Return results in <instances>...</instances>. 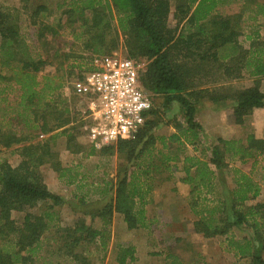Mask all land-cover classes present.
<instances>
[{"label": "trees", "instance_id": "16d2710c", "mask_svg": "<svg viewBox=\"0 0 264 264\" xmlns=\"http://www.w3.org/2000/svg\"><path fill=\"white\" fill-rule=\"evenodd\" d=\"M227 1L175 0V27L170 26V0H67L59 6L64 21L60 18L57 26L44 21L48 11L44 5L32 9L28 0H22L20 10L0 6V94L12 86L20 93L19 105L24 109L19 117L25 124L20 133L8 125H5L7 128L0 126V154L14 148L20 157L15 166L0 157V264H36L43 237L54 228L58 235L56 252L71 259L73 264H92L78 249L83 244H93L106 250L114 213L124 216L129 230L149 227L146 206L151 201L153 173L170 167L167 165L172 159L165 155L157 159L156 143L161 142L164 148L168 140L183 145L185 137L195 145L203 130L196 121L199 100L207 99L223 106L233 104L227 115L236 125H243L256 109L264 107V92L260 89L264 79V37L254 32L248 37L249 48H244L239 41L243 14L249 11L251 20L264 19V4L243 0L242 12L225 15L220 9L229 4ZM21 12H30V24L38 28L41 40H46V33L56 37L58 29L66 24L81 23V32H74L73 36L93 58L111 55L122 37L126 58L148 62L145 72L140 73V80L153 97V108L143 128L135 139L119 140L98 150L93 147L89 152L90 156L117 155L131 165L130 169L122 170L123 177L116 184L111 180L94 186V194L103 202L90 215L92 222L96 218L100 220V229L86 225L82 219L73 227L58 225L57 208L64 204V199L48 189L41 168L48 164L59 179H67V185L76 183L77 176L71 175V167L62 165L52 142L57 135H62L67 138L68 151L82 152V147L76 144L81 126L71 122L67 107L64 112L56 108L52 113L45 112L57 100L54 96L64 83L58 73L38 80V74L49 62L39 56L35 58L22 37ZM245 76L254 79V85L234 88L232 82ZM197 82H203L204 86L197 88ZM160 99L167 109L177 104L184 110V126L176 127L179 132L166 139L152 134L158 121L148 120ZM40 136L48 137L34 142ZM210 151L209 160L198 156L184 158L185 176L181 181L190 187L189 206L196 218L194 231L207 239L226 236V251L240 259H251L252 264H264L261 255L264 196L246 206L260 197V186L250 174L235 168L233 190L225 193V199L214 197L216 170L221 173L228 168L225 156L230 154L242 163L256 162L264 156V138L259 139L252 133L244 140L218 138ZM15 212L25 213L21 224L13 219ZM235 226L248 228L251 238L237 239L231 232ZM167 258L170 264H184L174 254ZM136 260L133 246L118 248L117 264Z\"/></svg>", "mask_w": 264, "mask_h": 264}, {"label": "rangeland", "instance_id": "374dc122", "mask_svg": "<svg viewBox=\"0 0 264 264\" xmlns=\"http://www.w3.org/2000/svg\"><path fill=\"white\" fill-rule=\"evenodd\" d=\"M65 1L67 0H28V5L32 9L38 5L46 6L48 11L44 15L46 16L44 21L47 24L57 26L60 18H63L64 21V17H61L62 9L59 6H63ZM170 1L172 4L170 26L175 27L176 22L173 20L175 0ZM228 2V5L220 9L222 14L230 15L242 12L243 0H228ZM257 2L264 4V0H257ZM0 6L12 11L15 9L20 10L23 2L22 0H0ZM29 16L30 12H21V35L35 58L39 56L49 62L38 74V80L42 81L43 77L48 75L57 76L58 73L59 76H62V82L64 83L62 90L54 96L57 100L52 103V106H47L45 112L52 113L54 108L58 109V112H64L65 107H67L70 111L71 122L76 126H81L80 134L77 137L78 143L76 142V144L82 147V152L80 150V153H72L66 150L67 138L65 136L57 135L52 142V147L58 153L62 165L67 168L71 167V175L77 176L76 183L67 185V179H59L58 175L48 164L41 169L48 189L54 194H60L64 199V204L57 208L60 218L58 225L62 228L73 227L79 219H82L86 225L92 224L93 227L100 229V220L96 218L92 222L90 215L103 202L98 195L94 194V186L111 180L113 184H116L117 180L123 177L122 170L131 168L130 163L117 155L110 157L99 154L89 155L93 147H91V142L85 130L87 101L80 86L83 84L84 76L89 71V68H95L101 58H93L88 52H84L80 41L75 40L73 34L74 32H78V34L81 32L79 28L81 23L74 26L66 24L58 29L56 37L52 38L49 33H46V40H41L38 36V28L30 24ZM250 16L249 11L245 12L241 22L242 35L239 41L244 48H249L250 41L248 37L253 36L254 32H258L260 36L264 37V19L259 18L258 21H254L250 19ZM123 44L124 40L120 37L119 46L111 55L116 54L121 57H127L126 50L122 47ZM137 61L143 64V70L141 71L143 74L148 62L142 59ZM232 85L236 89L248 88L254 85V79L245 76L233 81ZM202 86H204L203 82L202 84L197 82V88ZM260 89L264 92V79L260 82ZM6 90L4 94H0V126L7 128L5 125H8L9 128L20 133L21 129L25 127L22 118L19 117L24 109V107L22 108L19 105L18 97L20 93L13 86ZM229 104L231 105L230 109H232L233 104L230 102L225 104V106ZM196 108V121L201 124L203 130L199 133L198 139H195V145L187 142L185 137L183 145L168 140L166 141L167 147L164 148L161 142L156 143L154 156L160 159L165 155V157L172 159L167 165L170 167L162 168V172L158 174L154 172L152 176L154 178L151 182V197L159 202L155 204V201H152L146 206L148 220H154L153 223H149L152 229L139 228L123 234L121 231L123 229L121 220L117 222V225L113 224V221L122 215L114 213L112 224L109 227L110 238L107 249L103 251L98 245L93 244H88L87 246L83 244L78 249L79 252L88 256V260L90 259L92 264H117L118 248L120 246H133V241L141 245L139 242L142 239L146 240V244L145 246H140V257L130 264H170V260L167 258L169 254L178 256L184 264H252L250 259L238 260L235 263L231 256L228 258L223 257L233 254L226 251V236L207 239L199 237V235L190 234L193 232L190 226H193V220L196 218L188 204L191 199L189 194L190 187L183 183L181 178L185 174L183 172L185 156H198L209 160L211 158L210 146L217 144L218 138L221 137L220 135L224 133L226 135H237L235 139L242 140L251 133L259 136L264 135V107L260 108V110L256 109L251 117L245 119L243 125L238 126H235L236 124L233 123L232 118L227 115L230 109L223 113V110H221L224 108L223 105L213 104L207 99H201L197 102ZM218 109L222 112H218ZM148 120L158 121V126L153 130L152 134L157 138L163 137L166 139L179 132L180 129L178 130L176 127L184 126V110L177 104H173L170 109H167L163 106V100L160 99ZM230 125V132L222 130L226 126L229 128ZM47 137L40 136L34 142ZM17 152L19 153L18 150L14 151V148L7 151L3 150L0 157L15 166L20 162ZM225 157L228 168H225L221 173L215 169L217 186L214 193L217 192L218 196L226 198L223 192L227 193L233 190L234 169L238 168L244 173L250 174L261 189L260 197L254 201H249L246 206L249 207L262 200L264 196V156H260L256 162L252 160L247 163H242L237 157H232L230 154ZM215 194L214 197H217ZM24 216L25 213H13V219L18 224L22 223ZM231 232L237 239L251 235L250 230L244 226H235ZM57 239L56 228L49 230L44 235L42 240L43 248L36 264H73L71 259L56 252ZM133 247L135 248L136 246ZM135 252L137 254L136 249ZM261 255L264 260L263 250Z\"/></svg>", "mask_w": 264, "mask_h": 264}, {"label": "built area", "instance_id": "2783aa9c", "mask_svg": "<svg viewBox=\"0 0 264 264\" xmlns=\"http://www.w3.org/2000/svg\"><path fill=\"white\" fill-rule=\"evenodd\" d=\"M143 64L116 54L102 57L80 86L87 101L85 130L100 149L135 139L153 108V97L140 80Z\"/></svg>", "mask_w": 264, "mask_h": 264}, {"label": "crops", "instance_id": "0c3cea01", "mask_svg": "<svg viewBox=\"0 0 264 264\" xmlns=\"http://www.w3.org/2000/svg\"><path fill=\"white\" fill-rule=\"evenodd\" d=\"M230 104L229 105H226V106H223L224 108L223 109H221V110H223V113H225V111L227 110V109H230ZM232 108V107H231ZM260 110V109H259ZM218 112H222V111H220L219 109L217 110ZM249 117H251V116H249ZM248 118V117H247ZM203 125V124H202ZM204 126V125H203ZM223 126V125H222ZM235 126H238V125H235ZM230 129H231V125H230V127L228 128L227 126H226V128L225 127H223L222 128V130L223 131H227V132H230ZM255 135V134H254ZM221 137L220 138H222V139H225V140H239V139H235V138H237V135H232V134H229V135H226L225 133L223 134V135H220ZM257 138H264V135H262V136H259V135H255ZM90 141V140H89ZM66 143H67V141H66ZM91 146V145H90ZM91 147H93V146H91ZM66 150H67V144H66ZM96 150H98V149H96ZM42 169V168H41ZM212 169L213 170H215V168L214 167H212ZM53 170V169H52ZM54 171V170H53ZM55 172V171H54ZM56 173V172H55ZM57 174V173H56ZM58 175V174H57ZM184 176H185V174H184ZM183 176V177H184ZM182 177V178H183ZM216 193V194H215ZM214 194L217 196V197H220V196H218V194H217V192H215ZM224 193V196H225V191L223 192ZM58 195H60V194H58ZM263 195H264V193H263ZM61 196V195H60ZM152 196V195H151ZM63 197V196H62ZM221 198V197H220ZM154 202L155 201V204H157V203H159L156 199H154V198H152L151 197V201H150V203L151 202ZM149 203V204H150ZM148 204V205H149ZM189 204V203H188ZM147 205V206H148ZM146 211H147V209H146ZM18 213V212H17ZM121 220V223L123 224V229L121 230L122 232H123V234L124 233H129V232H131L132 230H129V228H128V226H127V224L125 223V221H124V216L122 215V216H119L117 219H115L114 221H113V224L115 223V225H117V222H119ZM196 219H194L193 220V222L195 221ZM154 222V220L152 221L151 220V222H149V223H153ZM187 226V225H186ZM148 229L150 228V229H152V226L150 227H147ZM192 228V230H193V232H191L190 234L191 235H199V237H204L202 234H198V233H195V231H194V227L193 226H190V229ZM187 229H188V226H187ZM135 230H137V229H135ZM245 237V236H244ZM244 237H242V238H244ZM247 238L248 237H250V236H246ZM205 238V237H204ZM251 238V237H250ZM211 239H213V238H211ZM142 246H145V244H146V240H144V239H142L140 242H139ZM133 246H136L135 247V249L137 250V254H136V252H135V256H136V258L138 259L139 257H140V252H141V245H139L138 243H135L134 241H133ZM145 248V247H144ZM263 252H264V249H263ZM221 254L223 255V252L221 251ZM229 256H231V259H234V262L235 263H237V261L238 260H246V259H240V258H238V257H236L234 254H230V255H228V256H223V257H226V258H228ZM251 260V259H250Z\"/></svg>", "mask_w": 264, "mask_h": 264}]
</instances>
